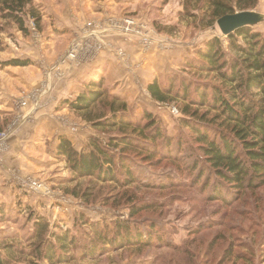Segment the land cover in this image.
I'll list each match as a JSON object with an SVG mask.
<instances>
[{
  "label": "rangeland",
  "instance_id": "obj_1",
  "mask_svg": "<svg viewBox=\"0 0 264 264\" xmlns=\"http://www.w3.org/2000/svg\"><path fill=\"white\" fill-rule=\"evenodd\" d=\"M34 4L41 19L36 26L26 16L25 33L13 23L0 20V64L17 56L20 60L33 56L37 66L46 71L57 69L59 76L64 71L58 68L66 69L69 63L76 68L87 63L98 68L99 75L89 81L85 79L87 83L82 79L80 85L103 80L108 95L90 107L89 115L64 108L58 117L67 130L61 134L71 132V137H62L71 142L75 151H91V138L105 144L110 137L127 135L140 142L138 132L131 129L120 130L112 125L100 129L91 124L90 116L102 119L112 115L111 95L123 99L132 121L143 125L142 112L149 111L161 127L162 138L155 142L159 154L150 159L140 155L142 149L125 147L122 158L140 179L128 186L95 177H75L69 163L57 157L60 134L50 133L42 141L35 140L31 157L36 158L26 156L19 164L6 160L5 144L0 151V164L6 167L9 162L16 167L12 168L13 174L0 176V247L17 242L25 248L29 242H35L29 234L34 230L36 218L43 217L48 222V231L67 232L76 239L72 252L75 259L70 264H264V185L237 193L238 189L230 184L215 189L221 181L212 177L208 186L203 187L206 176L198 171L208 165L203 162L205 157L195 133L182 122L186 116L181 104L171 99L156 101L147 88L155 79L164 88L172 84L173 95L182 80L191 83V92L195 84L210 82V75L191 70L186 62L195 55L197 46L213 36L227 44L216 22L210 26L202 21L197 10L185 6L186 0H122L118 6L109 5L112 11L102 6L98 13L87 12L91 11L87 7L84 10L87 14L77 23L80 14L74 10L77 5L65 16V6L60 0H34ZM250 11L260 14V21L252 28L264 34V0H258ZM65 18L71 22L73 34L65 37L66 43L51 61L44 51L60 48L58 43L53 44L52 34L58 27L63 28L65 23H60V19ZM126 20L132 23L129 25ZM101 55L105 61L94 66L96 60L101 61ZM27 102L19 99L15 105L26 107ZM189 108L188 116L195 109ZM196 110L195 121L199 122L204 110ZM121 147L115 152H121ZM190 154L194 157H188ZM117 157L113 172L123 180L118 173L121 161ZM196 157L202 161L199 169L190 173L185 167ZM21 164L26 166L24 170ZM132 206L138 207L135 215ZM124 221L135 224L134 234H140L144 242L161 243L127 246L119 245L121 239H116L103 248L98 244L96 257L84 255L83 247L94 236L91 226L113 231L117 222ZM111 235L114 234L108 237ZM44 238L47 241L50 236Z\"/></svg>",
  "mask_w": 264,
  "mask_h": 264
},
{
  "label": "trees",
  "instance_id": "obj_2",
  "mask_svg": "<svg viewBox=\"0 0 264 264\" xmlns=\"http://www.w3.org/2000/svg\"><path fill=\"white\" fill-rule=\"evenodd\" d=\"M257 4L258 0H186L185 6L190 10H197L201 20L212 26L222 16L252 10ZM26 16L32 18L36 26L39 25L41 18L34 0H0L1 21L13 23L25 33ZM225 39L226 45L220 37L213 36L196 47L194 56L187 58L186 66L200 74L210 75V82L195 84L191 92V83L182 80L181 87L173 95L170 94L172 84H166L167 87L164 88L155 79L147 88L156 101L166 102L171 99L181 104L182 112L186 116L182 122L192 129L200 143L199 149L205 157L203 162L208 167L202 166L199 169L198 164L202 160L196 157L185 168L193 173L198 167V172L206 176L203 180L205 188L208 180L213 177L221 181L214 186L215 189L218 185L221 188L225 187L224 184H230L232 188L238 189L237 193H241L245 188L255 189L264 185V34L246 26L229 34ZM29 63L27 59H12L7 62L13 66H25ZM92 81L89 86H82L79 95L66 102L70 110L89 115L90 107L108 95L103 80ZM109 98V111L112 115L102 119L90 116L91 124L100 129L108 125L120 130L131 129L138 132L140 142H134L127 135L110 137L105 144L91 138L92 150L78 153L66 137H60L57 157L69 163L75 177H95L105 182L112 181L128 186L140 179L136 178L134 169L122 158L125 156V147L142 149L140 155L154 158L159 152L155 142L161 140L162 130L153 121L149 111L142 112L145 121L142 125L141 122L128 118L123 99L115 95ZM189 107L195 108L189 115L194 120L187 118ZM196 109L204 110L199 122L195 121L198 115ZM211 113L212 116L209 117ZM164 141L169 146V142ZM120 145L121 152L116 153L115 149ZM115 156L121 161L118 173L123 176V180L113 172ZM188 157L192 158L194 154ZM196 181L200 182V179L197 178ZM131 210L132 215H135L138 207L132 206ZM134 226L129 221L117 222L113 231L91 226L94 236L83 247L84 255L96 257L98 244L103 248L105 244L115 243L116 239H121L119 245L123 243L127 246L161 243L144 242L140 234H134ZM154 228L153 226L151 231L154 232ZM109 234L116 237H108ZM45 235L50 236L47 241ZM151 235L154 234L150 233ZM29 236L35 242H29L25 248L18 246L17 242L3 244L0 247V264H43L44 260H47L44 264H70L75 259L72 252L76 248V239L67 232L48 231V222L43 217L36 218L34 230ZM155 238L158 239L157 236Z\"/></svg>",
  "mask_w": 264,
  "mask_h": 264
},
{
  "label": "crops",
  "instance_id": "obj_3",
  "mask_svg": "<svg viewBox=\"0 0 264 264\" xmlns=\"http://www.w3.org/2000/svg\"><path fill=\"white\" fill-rule=\"evenodd\" d=\"M60 2H63L65 6V16L72 9L71 7L78 6L74 9L76 12H80L76 20L77 23L80 22V18L82 19L87 14L84 11L85 8H91V11L87 12L92 13L96 10L98 13L100 7L107 6V9L112 11V7L109 5L118 6L122 0H60ZM72 20V24H75L73 23L74 19ZM62 22L65 23V27H58L57 31L52 34L53 44L58 43L60 48L52 51L50 48L44 51L47 57H51L49 58L51 61L55 60L57 53H60L59 50L66 43L65 37L73 34L71 22L66 18L65 20L60 19V23ZM58 39L60 40L57 42ZM13 59H19V57ZM22 59H27L30 63L25 66H13L7 64L6 61L4 64H0V129L6 133L4 146L5 144L8 146L4 156L6 160L16 164L22 163L26 156L30 157L31 160L36 158L31 157L34 155L32 149L37 144L35 140L42 141L50 133L60 134L59 140L64 135L71 137V132L61 134L67 130L60 123L58 117L65 110L64 108L70 110L66 102L79 95L82 89L81 80L84 79L83 82H85V79H92L95 75L100 74L98 68L95 69L92 64L87 63L84 67L76 68L69 63L66 69L63 68L64 66H61L62 69L58 68V71H64L63 75L59 76L56 72L57 69L46 71L45 68L37 66L33 56H25ZM100 59L101 61H95L94 66H98L99 62H104L106 58L101 55ZM138 59L140 58L138 57ZM19 99L28 101L27 106L15 105ZM2 103L5 105L2 106ZM4 167L5 165L0 164V176L6 177L14 173L12 168L16 166L6 162V167ZM23 167L26 168L25 165L21 164L22 170H24Z\"/></svg>",
  "mask_w": 264,
  "mask_h": 264
},
{
  "label": "water",
  "instance_id": "obj_4",
  "mask_svg": "<svg viewBox=\"0 0 264 264\" xmlns=\"http://www.w3.org/2000/svg\"><path fill=\"white\" fill-rule=\"evenodd\" d=\"M259 21L260 14L247 10L222 16L216 21V24L221 34L227 37L242 27H254Z\"/></svg>",
  "mask_w": 264,
  "mask_h": 264
},
{
  "label": "built area",
  "instance_id": "obj_5",
  "mask_svg": "<svg viewBox=\"0 0 264 264\" xmlns=\"http://www.w3.org/2000/svg\"><path fill=\"white\" fill-rule=\"evenodd\" d=\"M132 20H126L127 24H131ZM127 28V27H126ZM6 138V133L4 131H0V151L4 148V140Z\"/></svg>",
  "mask_w": 264,
  "mask_h": 264
}]
</instances>
